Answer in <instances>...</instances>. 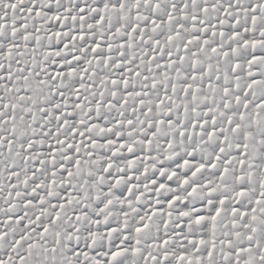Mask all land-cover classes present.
<instances>
[{"label": "snow or ice", "instance_id": "1", "mask_svg": "<svg viewBox=\"0 0 264 264\" xmlns=\"http://www.w3.org/2000/svg\"><path fill=\"white\" fill-rule=\"evenodd\" d=\"M0 264H264V0H0Z\"/></svg>", "mask_w": 264, "mask_h": 264}]
</instances>
